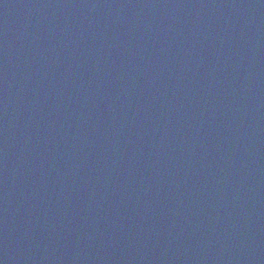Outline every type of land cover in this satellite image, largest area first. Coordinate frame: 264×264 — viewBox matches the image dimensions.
<instances>
[{
    "label": "water",
    "instance_id": "water-1",
    "mask_svg": "<svg viewBox=\"0 0 264 264\" xmlns=\"http://www.w3.org/2000/svg\"><path fill=\"white\" fill-rule=\"evenodd\" d=\"M0 264H264V0H0Z\"/></svg>",
    "mask_w": 264,
    "mask_h": 264
}]
</instances>
